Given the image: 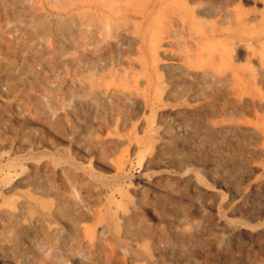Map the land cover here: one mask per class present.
Instances as JSON below:
<instances>
[{
    "label": "rangeland",
    "instance_id": "1",
    "mask_svg": "<svg viewBox=\"0 0 264 264\" xmlns=\"http://www.w3.org/2000/svg\"><path fill=\"white\" fill-rule=\"evenodd\" d=\"M223 1L201 16L207 29L227 25ZM159 2L120 4V46L90 70L115 92L73 99L52 118L41 100L57 105L61 83L87 72L37 63L29 39L7 26L16 0H0V264H264V146L250 128L264 111L250 101L236 106L239 128L212 127L231 99L191 96L203 87L184 72L197 45L170 16L141 24L138 8ZM240 2L248 29L264 27V0ZM171 30L178 43L148 49L153 32Z\"/></svg>",
    "mask_w": 264,
    "mask_h": 264
},
{
    "label": "bare ground",
    "instance_id": "2",
    "mask_svg": "<svg viewBox=\"0 0 264 264\" xmlns=\"http://www.w3.org/2000/svg\"><path fill=\"white\" fill-rule=\"evenodd\" d=\"M44 1L55 7L57 12L51 14L41 10L35 12L39 8L34 0H16L20 9L14 7L10 10L12 25L7 26L10 29L16 27L17 32L29 39L34 49L33 57L42 66L50 70L64 67L73 72H87V77L71 83H61L60 99L58 97L55 99L57 105L45 98L41 100L47 116L53 118L60 110L66 109L65 105L72 103L73 99L92 101L96 92L104 96L115 92L108 86L101 89L98 86L99 80L93 77L94 73L90 70L104 66V63L105 66L108 62L112 63L113 49L120 46L117 32H120L121 28L117 27V20L128 12L124 8L128 5L138 6L141 0ZM191 1L194 3L193 9L180 5L181 3L175 6L173 2L166 3L165 0H160L157 10L152 13L145 12L144 7L138 8L144 11L138 13L142 14L141 24H149L153 20L157 22L159 18L170 16V22L174 21L176 25L181 26L198 47L195 54L196 66L192 67L189 61L184 68L185 74L193 72L197 80L200 79L203 83V87L200 86L197 91H193L191 96L196 100L201 98L205 102L208 101L209 105L215 101L210 98L212 92L221 91L224 97L228 96L232 102L231 106L218 108L221 118L212 127L216 129L218 126L223 130L234 131L236 127L239 128L238 125L243 124L235 115L237 105L251 101L264 111V97L258 87L264 84V27L249 30L248 14L241 9V0L237 2L228 0L234 5L232 9L227 8V1L224 0V8L220 11L226 18L227 25L220 31L216 28L207 29L201 16L209 14L212 10L217 11L219 7L217 9L213 7L211 0ZM121 3L124 4L123 9L120 8ZM157 35L153 32L149 36L151 41L148 49H154V43L158 38L159 43L162 41L178 43L174 37V30H171L170 34ZM15 36L18 37L19 34L15 33ZM251 42L255 46H252ZM205 90L208 92H204ZM51 105H55V108ZM70 105L68 107H71ZM250 128L253 136L261 140L264 146V115H260L258 122L251 124ZM217 229L219 231L220 228ZM235 230L234 226L227 227L221 233L229 236Z\"/></svg>",
    "mask_w": 264,
    "mask_h": 264
},
{
    "label": "clouds",
    "instance_id": "3",
    "mask_svg": "<svg viewBox=\"0 0 264 264\" xmlns=\"http://www.w3.org/2000/svg\"><path fill=\"white\" fill-rule=\"evenodd\" d=\"M41 252L44 255L45 259H50L51 258V250L44 251L43 249H41Z\"/></svg>",
    "mask_w": 264,
    "mask_h": 264
}]
</instances>
